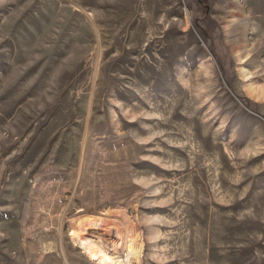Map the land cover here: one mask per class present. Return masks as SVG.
<instances>
[{"label": "rangeland", "instance_id": "obj_1", "mask_svg": "<svg viewBox=\"0 0 264 264\" xmlns=\"http://www.w3.org/2000/svg\"><path fill=\"white\" fill-rule=\"evenodd\" d=\"M81 237L264 264V0H0V264Z\"/></svg>", "mask_w": 264, "mask_h": 264}, {"label": "bare ground", "instance_id": "obj_2", "mask_svg": "<svg viewBox=\"0 0 264 264\" xmlns=\"http://www.w3.org/2000/svg\"><path fill=\"white\" fill-rule=\"evenodd\" d=\"M261 96V94H260ZM111 213V212H110ZM110 213L109 212H106L104 214H100L96 221H99V222H104L106 221V219L108 217H103V215H108L110 216ZM113 216V215H112ZM84 222V221H83ZM82 222L79 223V225L81 224ZM91 223V222H90ZM96 223V222H95ZM83 224V223H82ZM97 224V223H96ZM94 225V224H92ZM95 226V225H94ZM81 227V226H80ZM80 229V228H79ZM112 230H110L113 234L114 237L116 238H121V232H120V229H118L117 227H115L114 225L111 226ZM75 231V230H74ZM81 231V230H80ZM76 234L78 236L79 233H78V230L76 231ZM123 234V233H122ZM76 236V235H75ZM134 239V238H133ZM136 239V237H135ZM81 240H82V248L84 249L85 252H87L90 256L91 259L95 260L97 264H131V257H127L126 259H118L116 258V256L114 254H110L109 252H107L106 250H104L102 247L100 246H97L95 244H93L90 240H88L86 237H81ZM116 240V239H115ZM114 241V244L116 243V241ZM124 240V239H123ZM138 240V239H137ZM125 241V240H124ZM124 244V243H123ZM129 245V244H128ZM134 243L131 245H129L128 247L130 248V250H133L134 249ZM133 248V249H132ZM133 257L136 258V260H139L140 259V256H141V251L139 248H136L135 251H133Z\"/></svg>", "mask_w": 264, "mask_h": 264}]
</instances>
